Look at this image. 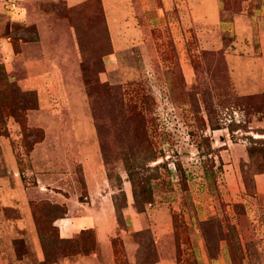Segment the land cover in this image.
Returning a JSON list of instances; mask_svg holds the SVG:
<instances>
[{"label":"rangeland","instance_id":"1","mask_svg":"<svg viewBox=\"0 0 264 264\" xmlns=\"http://www.w3.org/2000/svg\"><path fill=\"white\" fill-rule=\"evenodd\" d=\"M137 2L0 0V264H105L93 161L110 264H264V0Z\"/></svg>","mask_w":264,"mask_h":264},{"label":"crops","instance_id":"2","mask_svg":"<svg viewBox=\"0 0 264 264\" xmlns=\"http://www.w3.org/2000/svg\"><path fill=\"white\" fill-rule=\"evenodd\" d=\"M136 1H138L137 4H134V6L130 8L131 10L129 14H146V9H150L146 7L145 2L147 0ZM24 11L21 14H33L29 13L28 11L27 13ZM97 166H94L93 161V169L88 167V171L92 175L89 179L90 183L92 184L89 187V196L83 202H79L78 205L72 204V206H69L65 215L56 220L54 224L59 228L62 237H69L81 229H95L96 236L99 241L98 247L100 248V252L105 256L103 261L105 264H110L111 261L109 258V252L111 248L109 239L110 235L115 232V222L113 219L114 210L113 207L108 204V201L105 200L106 197L101 192V187L103 184L101 181V175L98 173ZM129 213V215L132 217L134 227L137 228L138 224L140 223L141 214H134L130 211ZM132 264H165V259L163 260L161 258L159 262L154 263L133 262Z\"/></svg>","mask_w":264,"mask_h":264},{"label":"built area","instance_id":"3","mask_svg":"<svg viewBox=\"0 0 264 264\" xmlns=\"http://www.w3.org/2000/svg\"><path fill=\"white\" fill-rule=\"evenodd\" d=\"M10 5H11V6L14 5V3L12 2Z\"/></svg>","mask_w":264,"mask_h":264}]
</instances>
